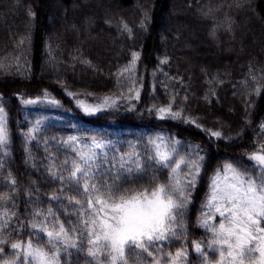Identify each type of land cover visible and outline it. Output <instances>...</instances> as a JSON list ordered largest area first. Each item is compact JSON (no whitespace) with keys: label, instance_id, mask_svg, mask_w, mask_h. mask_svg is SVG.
I'll return each mask as SVG.
<instances>
[{"label":"trees","instance_id":"16d2710c","mask_svg":"<svg viewBox=\"0 0 264 264\" xmlns=\"http://www.w3.org/2000/svg\"><path fill=\"white\" fill-rule=\"evenodd\" d=\"M27 100L60 102L66 116L32 127ZM80 102L102 110L87 114ZM0 105L11 138L0 147V197L14 203L20 229L9 240L46 245L44 234L32 235L35 211L83 227V195L66 179L73 149L102 143L114 163L139 153L153 166L138 181L121 179L125 188L167 183L169 169L149 159L162 138L178 156L202 159L183 235L161 247L186 249L183 264H203L213 234L202 222L222 219L208 207L213 178L228 164L257 174L249 157L264 153V0H0ZM161 108L171 111L161 118ZM60 251V264H100L86 248Z\"/></svg>","mask_w":264,"mask_h":264},{"label":"snow or ice","instance_id":"6c2138e0","mask_svg":"<svg viewBox=\"0 0 264 264\" xmlns=\"http://www.w3.org/2000/svg\"><path fill=\"white\" fill-rule=\"evenodd\" d=\"M108 100L105 98L103 104L107 105ZM80 106L87 114L102 110L101 106H86L83 102ZM159 111L163 118V114L171 110L161 108ZM3 112L0 108V147L9 142ZM213 135L219 137L220 133ZM153 143L155 148L149 159L169 169V180L138 190L125 188L119 181L127 182L133 174H137L138 181L143 178L145 168L153 166L142 161L139 153L114 158V163L103 151L106 146L102 143L95 142L87 150L73 149L78 158L66 169L69 173L66 179L72 191L83 195L84 204L77 210L87 215L78 218L83 227L77 229L66 228L51 209L47 216L35 211L30 222L32 235L44 234L46 245L41 239L7 238L10 229L17 232L20 229L16 227L18 221L14 222V203H6L0 197V261L3 264H60L61 248L65 252L69 248H86L87 254L100 264H129V261L138 264L136 258L145 253L153 257L152 264H160V259L154 256V251L161 247L160 242L183 235L182 217L200 174L202 158L178 156L176 149L170 148L162 138L159 143ZM249 159L255 162L257 174H247L228 164L223 175L218 170L212 181L208 207L214 208L222 219L218 225H209L206 218L201 226L212 232L209 247L215 246L213 251L218 253L220 264H264V153L253 154ZM52 174L55 176L56 172ZM58 179L65 177L61 174ZM70 202L81 205V200L75 197ZM37 217L42 219L37 220ZM4 245L13 250L10 260L2 255ZM193 247L204 255L205 250L199 243H194ZM185 257L183 251H177L174 257L169 253L167 264H180Z\"/></svg>","mask_w":264,"mask_h":264},{"label":"rangeland","instance_id":"374dc122","mask_svg":"<svg viewBox=\"0 0 264 264\" xmlns=\"http://www.w3.org/2000/svg\"><path fill=\"white\" fill-rule=\"evenodd\" d=\"M27 101H33V103H26L24 105V120H26L27 123H29L32 127H40L41 125H44L45 123L48 122H60L65 116H66V112L63 109V106L60 102H55V101H35V100H27ZM84 105L88 106L89 104L87 103H83ZM0 108L4 107L0 105ZM3 116H4V123L6 124V116L5 113L3 112ZM35 129V128H34ZM8 136H9V131H8ZM11 144V138L9 136V142L7 145ZM9 148V147H8ZM98 151V149H97ZM251 169V168H250ZM247 169L244 170L247 172V174L251 173L252 170ZM201 172V169H200ZM216 212L215 209L212 210V213ZM219 213H217L218 215ZM216 216H211V219H214ZM167 242V241H166ZM211 244V242H209V240L207 242H205L203 245L205 246V248L207 249V253L205 254L206 257L203 256L204 258V262L203 264H220L219 262V258H218V253L213 251V247H209V245ZM177 251H183L186 253V249L182 250V249H176L175 252H171V251H167L165 249L158 248L154 251V256L158 259H160V264H167V260H168V254L171 253L172 256H175V253ZM62 254V252L60 251V255ZM145 256H147V254L145 253L143 256L141 257H137V261L138 264H152V263H147L145 260ZM149 257V256H147ZM150 258V257H149ZM151 259L153 260V257H151ZM214 259V260H213ZM185 261H187L186 257L183 258L180 261V264H183Z\"/></svg>","mask_w":264,"mask_h":264}]
</instances>
